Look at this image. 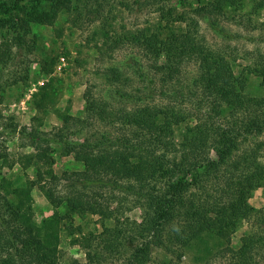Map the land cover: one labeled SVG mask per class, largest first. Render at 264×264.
Here are the masks:
<instances>
[{
  "label": "rangeland",
  "instance_id": "obj_1",
  "mask_svg": "<svg viewBox=\"0 0 264 264\" xmlns=\"http://www.w3.org/2000/svg\"><path fill=\"white\" fill-rule=\"evenodd\" d=\"M64 1L22 0L14 9V0H0V233L7 236V226L19 250L31 234L56 240L49 245L53 260L37 264H134L130 239L121 233L120 244L114 239L121 222L131 236L146 201L108 186L72 183L85 173L137 185L125 170L139 167L146 155L118 143L146 145L145 135L155 127L138 125L144 108L179 104V95L201 72L189 57L181 59L176 74L153 69L164 56L156 42L149 40L147 48L140 30L164 25L161 14L168 10L193 18L198 40L229 57L234 73L246 76L249 94L264 96L261 77L248 69L264 57V6L254 8L250 0L220 8L206 5L208 0H66V8ZM212 19L229 36L212 29ZM171 27L185 24L175 20ZM210 103L199 83L181 107L198 116ZM84 141H105L107 147L80 148ZM41 151L45 160L37 158ZM250 152L264 165V132L242 138L229 161ZM123 158L128 168L119 169L113 162ZM38 170L52 176L54 202L38 187ZM212 181L205 184L206 195L217 197L232 215L186 241L174 237L176 230L183 233L184 215L176 214L161 231L163 245L153 246L144 264H264V182L242 193L207 187ZM151 183L142 186L149 189ZM196 218L205 224L204 216ZM242 239L248 246L238 259ZM1 247L3 256L13 253L6 243Z\"/></svg>",
  "mask_w": 264,
  "mask_h": 264
},
{
  "label": "trees",
  "instance_id": "obj_2",
  "mask_svg": "<svg viewBox=\"0 0 264 264\" xmlns=\"http://www.w3.org/2000/svg\"><path fill=\"white\" fill-rule=\"evenodd\" d=\"M22 0H14L13 8L17 9ZM202 0H196L200 3ZM239 0H208L206 5L210 7H221L222 4H235ZM254 8L264 6V0H250ZM228 2V3H227ZM66 8L69 3L64 1ZM205 5V4H204ZM207 6V7H208ZM8 12L7 10L3 13ZM167 22L164 25L150 28L147 31L140 30V35L148 46L149 42H156L163 53L164 61L159 65H153V69L165 72L166 74H176L179 71L181 59L184 57L194 58L199 62L201 72L199 76L191 80V86L186 93L179 95V104L173 102L170 107L144 108L140 114L138 125L141 130L148 129L145 135L146 145L134 143L132 141L118 143L129 151H139L146 155L144 162L136 168L125 170V174L134 177L137 185L131 182L122 183L116 179L104 178L102 176L93 177L89 174L81 173L73 179L72 185L80 182L82 186L88 187L92 184L98 187H112L125 193L132 194L137 200L144 199L147 203L141 221L136 223L131 236L126 235L123 228L125 224L121 222L116 234L130 239L132 249V261L134 264H144L148 262L153 246L163 245L160 237L161 231L166 223L176 216L183 214V223L180 224L182 235L175 231V238L188 241L192 236L200 234L206 229L217 227L224 220V216L232 215L226 211L224 203L220 204L217 197L206 195L205 184L213 179L211 185L215 188H225L227 186L233 191L249 193L252 189L261 186L264 182V165L259 163L256 157L250 152L244 153L235 160L229 161L238 142L251 133L264 132V96H254L246 91V76L242 73L236 75L232 69V64L224 53L211 51L198 40V25L193 18L181 13L168 10L162 13ZM183 22L185 28L177 27L173 29V21ZM212 29L229 36L225 29L220 27L215 20H210ZM161 24V23H160ZM165 32V33H164ZM148 33V34H147ZM147 34V35H146ZM21 35H18L20 38ZM256 66L248 68L249 72H256L261 77L264 84V57L256 60ZM139 74L144 75L140 67L136 68ZM244 72V71H243ZM146 74V73H145ZM147 76V74H146ZM202 86L211 99L210 107L207 111L198 116L185 112L181 106L183 102H189L195 95V87ZM150 95H145L148 97ZM86 97L88 95L86 94ZM141 99V98H138ZM91 106L93 101H89ZM90 108V107H89ZM196 110L200 105H196ZM195 110V111H196ZM144 118V119H143ZM225 121L222 125L220 122ZM177 131L174 135L173 131ZM176 136L177 141L174 140ZM45 141L48 138L44 137ZM105 141L89 142L84 141L79 146L95 150L105 147ZM107 147V146H106ZM105 147V148H106ZM210 152L213 156H210ZM37 158L45 160L41 151ZM77 158H79L77 156ZM117 160L113 163L121 167L128 168V165ZM87 162V161H86ZM157 173L160 178L157 181ZM37 184L40 190L54 202L52 193V176H48L40 170L37 172ZM152 180L153 184L149 189H145V181ZM157 182L159 185H157ZM221 186V187H220ZM195 189V190H192ZM204 216L205 224L200 225L197 221L198 215ZM226 214H228L226 216ZM57 218V217H55ZM123 225V226H122ZM42 230V229H39ZM7 236L0 233V253L2 243H6L13 250L6 256L0 254V264H37L53 260L55 252L53 246L56 243L46 238L29 235L27 243L19 250L17 235L7 226H4ZM58 233H55L57 239ZM120 237V241L123 240ZM228 241V240H227ZM116 244V243H115ZM117 244H120L117 240ZM248 240L242 239L239 249L235 252L238 259H244L245 249ZM229 251H233L231 246H227ZM3 256V257H2ZM76 263V262H74Z\"/></svg>",
  "mask_w": 264,
  "mask_h": 264
}]
</instances>
